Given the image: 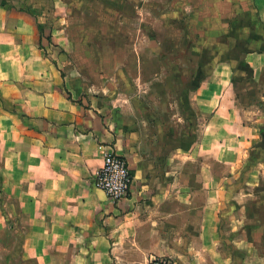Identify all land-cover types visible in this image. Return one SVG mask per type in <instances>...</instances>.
<instances>
[{
	"label": "crops",
	"instance_id": "1",
	"mask_svg": "<svg viewBox=\"0 0 264 264\" xmlns=\"http://www.w3.org/2000/svg\"><path fill=\"white\" fill-rule=\"evenodd\" d=\"M5 1L0 87L3 100L16 91L17 112L27 121L22 127L19 118L15 137L7 123L12 154L5 148L11 137H2L0 232L20 235L14 259L264 264V0H251L254 16L245 8L234 18L214 10L212 18L197 16L201 0H164L168 16L159 20L175 31L164 49L142 20L148 32L139 28L138 8L146 6L138 0H98L97 29L84 28L88 9L80 19H68L67 7L57 12L63 0L51 8L67 19L52 24L12 7H29L28 0ZM172 6L182 8L178 19ZM231 6L244 8L238 0ZM75 26L81 38L72 37ZM103 26L113 37L91 45L103 79L84 75L75 84L78 74L63 77L59 53L75 55L78 41ZM210 28L217 33L202 46ZM137 30L147 40L141 47ZM153 62L158 66L150 68ZM243 70L251 94L245 102L235 82ZM126 74L129 89L116 83ZM107 153L125 158L133 178L119 202L93 185ZM9 250L0 246V254Z\"/></svg>",
	"mask_w": 264,
	"mask_h": 264
},
{
	"label": "rangeland",
	"instance_id": "2",
	"mask_svg": "<svg viewBox=\"0 0 264 264\" xmlns=\"http://www.w3.org/2000/svg\"><path fill=\"white\" fill-rule=\"evenodd\" d=\"M1 1V0H0ZM31 4V6L29 7H20L19 4H13L12 7L13 8H20V10L22 12H24L26 15L34 18L35 20H40V21H48L51 24L53 23V19H56L57 17H62L67 19V16L65 15L64 12H62L65 7H67L68 11L70 12L71 16H68V19H80L79 16L82 15V13L86 12L88 9V11L86 13H89V21L88 24L86 23L84 25V28H93V29H97L98 28V23L96 22L95 19H93V16L98 12L99 7L97 6V2L98 0H63V8H59L57 10L60 11L62 10L59 16H55L53 15L54 12H56V10H53V8H51V5L53 4V2H51L52 0H28ZM141 2V5L144 3L145 7H139L138 8V24H139V28L142 29L143 31H145L146 33L147 31V26H148V30H152L154 32V34H156L161 40H162V44L161 47L164 49L166 46V43L168 40L173 39V37L175 36V34L173 32L175 31H167V28L164 29L162 22H160L159 19H163V17L167 18V10L168 9H163L161 8L162 3H164V0H138ZM209 1V0H208ZM208 1L206 0H201L202 4H204L205 8L203 10H198L197 11V16L201 15V18L204 17V15H206L209 18H212V16H214V11L221 15V16H231L232 18H234L237 15V12L239 13H243V11L245 10V8L248 9V13L251 14V16H254V10L252 8L250 4L251 0H238V3H242L244 8H239V9H230L233 8L231 6V2L233 0H221L222 2H219L218 7L214 8L211 7L213 9H211L208 6ZM213 1V0H211ZM117 6L121 9H124V3L122 1H118L116 2ZM223 3V4H221ZM24 4V2H22V5ZM229 4V7H228ZM150 8H147V7ZM152 6V8H151ZM52 9V11H51ZM126 11L129 13L130 9L129 8H125ZM182 8L178 7V6H172V9L174 11V16L175 19H178L179 17L182 16L180 10ZM187 10H190V8H187ZM214 10V11H212ZM243 10V11H242ZM131 12V11H130ZM133 14V13H132ZM232 14V15H231ZM206 17V18H207ZM141 23H145L147 24V26H144V24H141L139 21H141ZM252 21L254 20L253 18L251 19ZM141 24V27H140ZM144 26V27H142ZM48 27V26H47ZM204 27V26H203ZM211 30H209V32L206 30V32L203 34L202 38H201V42H202V46L203 45H208L209 40L211 38H213V36H215V34L217 33L215 28H210ZM43 28L40 25L39 31L43 32ZM141 30V31H142ZM150 30V31H151ZM138 33L140 32L139 30H137ZM124 29L121 28V30L119 31V33H123ZM113 33L114 30L112 27L109 26H103L102 27V32L99 31H91L89 34L86 35V37L84 39H80L78 41V45L76 46V53L75 55H68L64 52L59 53V58H60V64L63 67L62 68V76L66 77L69 74H75L77 76H75L72 80L75 82V84H78V80L80 81L81 78L84 77L87 80H90L91 82H100V80H102V77H99L98 73H97V67H98V55L96 53V50L92 48L91 45H94L96 42H98L101 38H110L113 37ZM71 35L73 38L78 39V37H82V33H81V26H79V28L77 26H75V28H73ZM143 34L139 33V47L143 46V44L147 41V40H143ZM105 36V37H103ZM115 42L112 41V45L111 48L115 50V48L119 49V44L114 46ZM116 44V43H115ZM94 47V46H93ZM125 47H128V44L126 43ZM120 50V49H119ZM121 51V50H120ZM125 51H123L124 53ZM123 55V54H122ZM121 59V55H118L116 57L112 56V59H110L109 61H111L112 63H115V60H120ZM150 59V58H148ZM104 65H109V62L104 60ZM113 65V64H111ZM148 66L151 68H153L154 66H158V63H152V64H148ZM188 66V64L186 65ZM149 71V68H148ZM146 74V73H145ZM247 78L248 75L246 73V71H241L240 73H237V78L235 80L237 86H238V96L239 99H241L243 102H245L247 100V97H251V94L249 93V84H247ZM129 74H126L124 77H118L117 78V82L121 84V87L129 89V86H127V82H129ZM96 91V90H95ZM15 95H16V91H10V93H5L4 95V100L2 97V87H0V166L3 163V156L5 155V152L2 150V137L3 134L7 137H11L10 141H9V147H8V141L6 140V151L10 150L11 154L14 150V145L12 142V134L11 132H7L8 125L10 126V128H13L15 131L14 137L16 136V128L17 126H19V118H22L21 121V126L22 127H26L27 125H25L27 123V121L24 119V116L22 114H18L17 112V101L15 99ZM241 104H244V103ZM2 110L10 113L9 118H7V116L2 112ZM6 117V119H5ZM11 131V130H10ZM0 210H2V203H1V196H0ZM264 211V210H263ZM4 245L5 247L11 249L9 250V252H5V253H1L0 254V264H38L36 261L34 260H28L25 262H18L17 259H14V256L18 253V251L20 250V245H21V241H20V235L16 236V234L13 236L12 234H7V233H2L0 232V246ZM14 247V248H13ZM13 248V249H12ZM11 251V252H10Z\"/></svg>",
	"mask_w": 264,
	"mask_h": 264
},
{
	"label": "built area",
	"instance_id": "3",
	"mask_svg": "<svg viewBox=\"0 0 264 264\" xmlns=\"http://www.w3.org/2000/svg\"><path fill=\"white\" fill-rule=\"evenodd\" d=\"M132 175L125 158L115 153H107L103 164L95 173L93 185L112 202L128 197L132 187ZM151 264H170L164 260H153Z\"/></svg>",
	"mask_w": 264,
	"mask_h": 264
},
{
	"label": "trees",
	"instance_id": "4",
	"mask_svg": "<svg viewBox=\"0 0 264 264\" xmlns=\"http://www.w3.org/2000/svg\"><path fill=\"white\" fill-rule=\"evenodd\" d=\"M7 3H6V1L5 0H1L0 1V6H5ZM39 28H40V25H39Z\"/></svg>",
	"mask_w": 264,
	"mask_h": 264
}]
</instances>
